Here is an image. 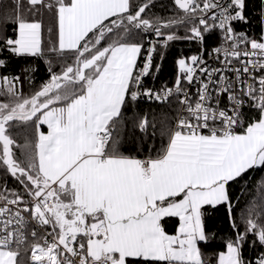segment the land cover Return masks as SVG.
<instances>
[{"label":"snow or ice","instance_id":"snow-or-ice-1","mask_svg":"<svg viewBox=\"0 0 264 264\" xmlns=\"http://www.w3.org/2000/svg\"><path fill=\"white\" fill-rule=\"evenodd\" d=\"M170 3L178 16L150 19L154 0H27V7L0 0V53L47 51L61 65L59 72L49 67L50 79L30 96L18 85L34 69L0 72V177L19 185L0 186V264H23L21 249L30 253L29 264H264V209H249L241 225L232 188L250 170L264 169V0L259 37L236 27L251 23L248 0ZM182 25L183 36L164 31ZM147 33L157 39L148 42L141 67ZM213 35L222 68L210 69L200 51L176 61L172 87L144 85L158 44L206 45ZM7 58L0 57V69ZM185 82L197 85L194 94ZM142 97L161 103L175 97L179 113L162 130L166 143L142 141L141 158L124 154L115 133L122 110ZM150 126L146 117L138 123L141 133ZM221 208L232 232L224 250L206 259ZM165 218L178 219L174 234ZM246 246L254 258L245 256Z\"/></svg>","mask_w":264,"mask_h":264},{"label":"trees","instance_id":"trees-1","mask_svg":"<svg viewBox=\"0 0 264 264\" xmlns=\"http://www.w3.org/2000/svg\"><path fill=\"white\" fill-rule=\"evenodd\" d=\"M10 2V0H9ZM25 7H27V0H22ZM156 6L151 8L148 13V18L155 16L167 19L169 17L178 16L179 14L172 8L170 0H154ZM261 0H248L249 16L251 18L250 25L237 24L238 30L248 32L251 36L259 37L261 27L258 24L256 17L259 16L258 8ZM168 5V7H164ZM46 28L50 26V18L44 17ZM9 35L13 34V28L9 24L6 28ZM165 32L174 31L177 35L183 36L185 34V26H179L174 29H164ZM145 49L149 41L157 39L154 34L147 33L141 34ZM45 40H47V32H45ZM219 41L217 35L206 37V45H199L193 41L175 40L169 42L167 47L162 44L157 45V50L153 57V71L145 77V83L149 87L163 88L165 86L174 85V81L179 74V69L176 61L181 57H188L204 52V55ZM0 57H8L6 59V68L0 69V72L9 76H17L21 74L22 69L31 68L34 71L26 73L22 79V83L18 85L24 96H30L35 91L39 90L41 85L50 79L49 67L54 71H60V62L56 58V54L48 53L46 51L44 56H23L15 57L7 53H0ZM51 59L52 64L46 63ZM4 97H0L3 100ZM179 105L175 98L171 102H156L144 99H138L129 104L122 110V118L115 133L120 141V150L124 154L139 155L143 157L146 153H138L137 148L141 145L142 141L146 143H154L157 147L160 144L166 143L167 137L162 136V130L174 125ZM248 115L255 117L257 115L255 110L245 111ZM147 118L149 127L147 133H141L138 128V123L141 119ZM45 130V126L42 127ZM27 139L34 138V129L31 125L27 128ZM151 138V139H150ZM17 143L23 144L25 142V133L22 130L18 131L16 135ZM17 156H20V149H13ZM5 184L9 190H19V185L11 177H6ZM235 215L237 221L242 225V217L246 216L249 209H252L254 214L261 212L264 209V169L250 170L243 177V181L239 185L233 184ZM242 189V190H241ZM178 224L177 218H165V228L175 229ZM214 229H219V235L216 236L215 241L211 247L205 248L206 259L213 257L219 251L224 250V241L231 234L232 229L226 216L225 209L221 208L219 212L214 213L213 216ZM29 245L31 243H28ZM203 247V246H202ZM244 254L246 257L252 256L254 253L249 251L248 246L245 247ZM29 253H25L21 249V260L23 264H29Z\"/></svg>","mask_w":264,"mask_h":264},{"label":"built area","instance_id":"built-area-1","mask_svg":"<svg viewBox=\"0 0 264 264\" xmlns=\"http://www.w3.org/2000/svg\"><path fill=\"white\" fill-rule=\"evenodd\" d=\"M151 41H154V39L151 40ZM148 46H149V44H147L146 49H147ZM219 46H220V42L217 43V44H215L212 48H210V50H209V51L205 54V56H204V59L207 61V66H208L210 69H211V68H222V67H223V65L220 63V61L223 60V54L221 53V54H220V60H217V59H215L216 54L213 52V49L216 48V47H219ZM146 49L144 50L143 54L140 56L141 59H140V63H139L138 65H140L141 67H142V65H143L144 58H145V56L147 55V51H146ZM209 53H211V55H209ZM236 66H238V65H236ZM227 75H229L230 77H233V74L230 73V72L227 73ZM233 78H234V77H233ZM144 85H145L146 87H149V86H147L146 83H145V78H144ZM185 87H188V88H189V91H190L192 94H194L195 91H196V87H197V85H196V84H193V85H191V86H188V85L186 84V82H185ZM150 88H153V87H150ZM153 89H154V90H158V89H156V88H153ZM173 98H175V97H173ZM173 98H171V99H173ZM140 99L148 100L146 97H142V98H140ZM150 101H152V100H150ZM178 108H179V107H178ZM245 111H248V109L245 108ZM178 113H179V109H178V111H177V115H178ZM177 115H176V118H177ZM176 118H175V120H176ZM174 123H175V121H174ZM141 158H142V157H141ZM5 181H6V177H0V186L5 185ZM48 231H51V229L49 228ZM43 234H44V233H43L42 231L38 232V235H43ZM31 242H32V237H31L30 234H28V243H31ZM29 255H30V253H29Z\"/></svg>","mask_w":264,"mask_h":264},{"label":"crops","instance_id":"crops-1","mask_svg":"<svg viewBox=\"0 0 264 264\" xmlns=\"http://www.w3.org/2000/svg\"><path fill=\"white\" fill-rule=\"evenodd\" d=\"M44 126H45V130H44V132L47 133V126H46V125H44ZM177 225H178V224H177ZM166 231H167L169 234H174L175 229H171V230H170V228H169V229L167 228Z\"/></svg>","mask_w":264,"mask_h":264},{"label":"bare ground","instance_id":"bare-ground-1","mask_svg":"<svg viewBox=\"0 0 264 264\" xmlns=\"http://www.w3.org/2000/svg\"><path fill=\"white\" fill-rule=\"evenodd\" d=\"M219 42H220V40H219L217 43H219ZM217 43H216V44H217ZM213 46H214V45H213ZM213 46H212V47H213ZM204 56H205V55H204ZM140 59H141V57L138 59V64L140 63ZM172 86H173V85H172ZM172 86H168V87H172ZM156 89H158V88H156ZM160 89H161V88H159L158 90H160Z\"/></svg>","mask_w":264,"mask_h":264},{"label":"rangeland","instance_id":"rangeland-1","mask_svg":"<svg viewBox=\"0 0 264 264\" xmlns=\"http://www.w3.org/2000/svg\"><path fill=\"white\" fill-rule=\"evenodd\" d=\"M179 69V68H178Z\"/></svg>","mask_w":264,"mask_h":264}]
</instances>
